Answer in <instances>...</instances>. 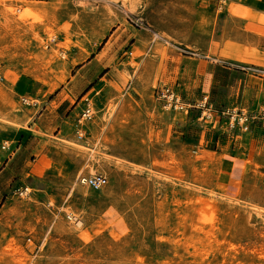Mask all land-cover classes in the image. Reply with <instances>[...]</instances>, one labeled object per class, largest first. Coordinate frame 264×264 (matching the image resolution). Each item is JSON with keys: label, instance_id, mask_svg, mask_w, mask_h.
I'll return each mask as SVG.
<instances>
[{"label": "rangeland", "instance_id": "obj_1", "mask_svg": "<svg viewBox=\"0 0 264 264\" xmlns=\"http://www.w3.org/2000/svg\"><path fill=\"white\" fill-rule=\"evenodd\" d=\"M243 1L0 0V264H264V125L223 115L264 106ZM230 134L243 173L216 144ZM46 151L70 172L36 170ZM95 172L101 189L79 180Z\"/></svg>", "mask_w": 264, "mask_h": 264}, {"label": "crops", "instance_id": "obj_2", "mask_svg": "<svg viewBox=\"0 0 264 264\" xmlns=\"http://www.w3.org/2000/svg\"><path fill=\"white\" fill-rule=\"evenodd\" d=\"M238 10L240 11L238 14L236 15H232L233 20L238 21L239 24L240 22H243V26L246 28V26H249L250 24L254 27V26H259L262 27L264 26V0H249V1H243L241 3V5L238 7ZM229 21V18L227 19ZM223 30H221V28H219V30L217 29L216 31H214L213 33V43L211 45V50H213L216 54H222L223 52V41H224V35H223ZM216 35L218 38H216ZM257 38V37H256ZM216 43L219 44L218 46H216ZM247 51H243L244 54H246ZM251 53H253L252 59L254 61V63H262L264 64V52L260 49H254L250 51ZM249 52V53H250ZM65 125H63V123H60L58 126H56L53 130H55V132H57L56 137L60 138V136H65L66 132H65ZM51 129L50 128H45L44 127V133H50ZM233 137V138H232ZM230 134V137H228L226 140H223V142H218L216 144H218V147L223 150V152L225 151V149L227 151L230 152V156L231 153L233 154H237V152L240 151L241 148V141L239 140V138H237L236 136H233ZM53 142L50 143L51 146L54 147H58L60 149H62V145L59 141H55L52 140ZM44 142H49L48 138H44ZM247 144V143H245ZM55 153V152H54ZM51 154L49 152H44V154H42L40 157L36 158L33 160V165L36 167V170L43 169V171H41V174L43 172L46 171H53L59 174H67L68 172H70L71 168L65 164L64 162L58 161L55 158V154ZM227 158V157H226ZM231 158L233 159V161L230 160H225L226 162H228L229 164H232V169L233 171H239L241 170V173H243V169L245 167V160L241 159L240 157H236V156H231ZM51 161L52 164H50V166H48V162ZM230 161V162H229ZM242 175V174H241Z\"/></svg>", "mask_w": 264, "mask_h": 264}, {"label": "built area", "instance_id": "obj_3", "mask_svg": "<svg viewBox=\"0 0 264 264\" xmlns=\"http://www.w3.org/2000/svg\"><path fill=\"white\" fill-rule=\"evenodd\" d=\"M243 68L251 70L254 74H264L263 71L254 66H244ZM2 79L3 77L0 76V80ZM156 94L157 100L164 109L189 112V104L183 100L181 93L176 87L161 83L157 87ZM223 115H228L227 129L233 132H250L258 122L264 125V106L254 112H249L245 108L228 109L223 111ZM3 147H7V144H4ZM79 180L82 184L92 189H101L108 183L107 175L101 172L80 175ZM30 193L31 190L28 187L21 188L19 191L20 195H29Z\"/></svg>", "mask_w": 264, "mask_h": 264}, {"label": "bare ground", "instance_id": "obj_4", "mask_svg": "<svg viewBox=\"0 0 264 264\" xmlns=\"http://www.w3.org/2000/svg\"><path fill=\"white\" fill-rule=\"evenodd\" d=\"M127 11L130 12V13H132V12H133V7H128V8H127ZM157 35L162 37V35H160L159 33H157ZM81 136H83V135H81ZM79 146H81V147H83V148H89L90 150H94L93 148H90V147H88V146H86V145H81V144H79ZM28 188H29V187H28Z\"/></svg>", "mask_w": 264, "mask_h": 264}]
</instances>
